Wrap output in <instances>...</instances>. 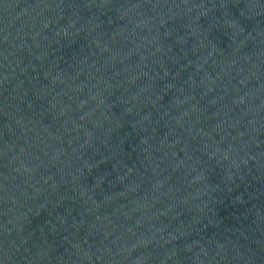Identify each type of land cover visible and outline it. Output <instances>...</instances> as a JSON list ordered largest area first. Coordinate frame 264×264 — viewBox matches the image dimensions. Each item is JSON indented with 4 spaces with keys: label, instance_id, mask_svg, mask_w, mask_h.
Listing matches in <instances>:
<instances>
[{
    "label": "water",
    "instance_id": "1",
    "mask_svg": "<svg viewBox=\"0 0 264 264\" xmlns=\"http://www.w3.org/2000/svg\"><path fill=\"white\" fill-rule=\"evenodd\" d=\"M0 264H264V0H0Z\"/></svg>",
    "mask_w": 264,
    "mask_h": 264
}]
</instances>
